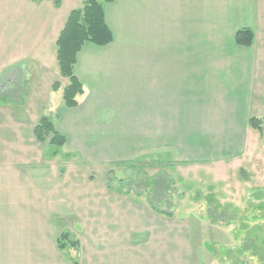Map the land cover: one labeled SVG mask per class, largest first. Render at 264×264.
Instances as JSON below:
<instances>
[{"label": "crops", "instance_id": "1", "mask_svg": "<svg viewBox=\"0 0 264 264\" xmlns=\"http://www.w3.org/2000/svg\"><path fill=\"white\" fill-rule=\"evenodd\" d=\"M84 4L0 0V264H192L186 217L110 190L106 166L244 147L249 119L264 117V0L105 4L113 41L82 48L85 93L69 109L56 43ZM245 28L252 47L236 44ZM48 112L67 139L59 151L34 135ZM65 232L78 247L59 248Z\"/></svg>", "mask_w": 264, "mask_h": 264}, {"label": "rangeland", "instance_id": "2", "mask_svg": "<svg viewBox=\"0 0 264 264\" xmlns=\"http://www.w3.org/2000/svg\"><path fill=\"white\" fill-rule=\"evenodd\" d=\"M243 146L227 160L180 164L172 154L164 153L145 157L139 164L152 178L167 175L172 185L169 192L159 190L158 195L149 189L147 193L137 190L141 196L133 190L129 196L147 203L149 194L165 197V203L159 205L161 211L172 212V217H186L191 228L192 264H233L225 253L242 248L247 249L240 256L242 262L264 264V129H250ZM149 162L155 164L150 167ZM112 165L106 167L108 172L114 170L117 181L113 185L119 188L118 180L128 179L120 188L135 189L129 180H137L139 170ZM75 261L78 263V257Z\"/></svg>", "mask_w": 264, "mask_h": 264}, {"label": "trees", "instance_id": "3", "mask_svg": "<svg viewBox=\"0 0 264 264\" xmlns=\"http://www.w3.org/2000/svg\"><path fill=\"white\" fill-rule=\"evenodd\" d=\"M114 0H85L84 7L82 9L73 10L64 25V28L60 32L56 46H57V62L60 72V77L66 79L68 84L63 89V100L65 107L74 109L80 104V98L85 93V87L83 82L75 75V66L77 64L78 55L82 48L86 44H92L96 46H107L113 41V35L106 24L104 5L112 3ZM63 0H54L56 8L62 6ZM236 44L242 47H252L255 41V33L250 28H245L237 32L235 36ZM62 84L60 81L56 82L52 88L54 92L61 89ZM249 127L257 132H262L264 129V117L256 118L251 117L248 121ZM34 135L40 143H49V146L56 151L62 149L67 142L64 135L59 133L55 127L54 118L48 113L44 114L39 124L34 130ZM143 159V160H142ZM144 159H136L127 162H119L112 167H127L132 169H138L137 180H129L130 185L133 184L135 189L120 188L126 181L118 180L119 188H116L114 184L117 179L114 177V170L108 172L107 185L110 190H115L123 195H130L134 190L136 196H141L142 193H147L149 189H153L151 192L156 194L159 190L169 192L172 185L171 179L167 175L160 174L154 178L148 176L143 171V165H139L144 162ZM154 162H149L148 166L152 167ZM161 179V180H159ZM162 187L159 189V185ZM155 189V190H154ZM138 190V191H137ZM158 195V194H156ZM155 198V197H154ZM151 194L147 197L148 203L151 208L158 214L172 217V212H164L159 209V205L165 203L166 199L162 196H156L154 199ZM215 217V215H212ZM223 221V220H221ZM72 247H78L77 241H72V235L70 233H63L58 239V245L61 250H65L68 245ZM247 249H231L225 254L233 264H246L240 260V256L243 255Z\"/></svg>", "mask_w": 264, "mask_h": 264}]
</instances>
